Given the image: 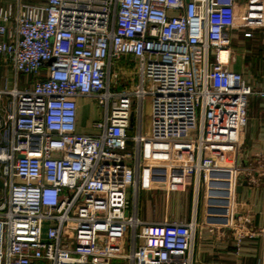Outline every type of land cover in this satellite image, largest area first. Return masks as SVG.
<instances>
[{"label": "built area", "instance_id": "obj_1", "mask_svg": "<svg viewBox=\"0 0 264 264\" xmlns=\"http://www.w3.org/2000/svg\"><path fill=\"white\" fill-rule=\"evenodd\" d=\"M238 2L0 3V73H13V86L0 88V264H193L195 219L143 221L127 190L146 143L147 166L183 169L196 185L220 175L234 191L251 94L226 66ZM246 2L264 23V0ZM127 57L126 73L118 63ZM129 73L136 82L126 87ZM20 75L32 79L24 88ZM258 94L264 100V86ZM81 97L102 110L96 133L78 131Z\"/></svg>", "mask_w": 264, "mask_h": 264}, {"label": "crops", "instance_id": "obj_2", "mask_svg": "<svg viewBox=\"0 0 264 264\" xmlns=\"http://www.w3.org/2000/svg\"><path fill=\"white\" fill-rule=\"evenodd\" d=\"M16 1L0 0V3L6 5ZM22 1L34 3L43 0ZM246 1L239 0L236 8L238 26L227 33L231 52L226 66L241 73L251 91L246 123L240 132L241 171L233 181L234 191H226V183L229 182L220 175H212L196 185L193 176L187 175L183 169L147 166L151 164L148 158L151 159L152 149L146 143L140 150V163L145 167L140 169L135 186L128 188L131 191V197L127 195L131 210H135L143 221L187 223L195 219L193 264H264V100L258 94L264 86V23L258 20L259 8L252 4L249 6ZM246 17L250 21L252 17L256 20L248 24ZM5 38L0 36V41ZM125 62L133 65L127 57L118 66L124 67ZM31 80L26 77L23 83ZM12 86V70L5 67L0 73V88ZM83 98L90 100L86 97L78 99V105L82 106L81 126L88 118L85 115L88 103H82ZM79 128L78 131L82 132ZM142 136L147 140L146 131ZM128 142H132V150L127 151V146L125 150L134 154L135 145L132 140ZM134 162V159L128 161L131 166ZM141 192L148 195L146 202L157 206L156 218L140 215ZM183 192L187 194L185 199ZM2 195L0 190V197Z\"/></svg>", "mask_w": 264, "mask_h": 264}, {"label": "rangeland", "instance_id": "obj_3", "mask_svg": "<svg viewBox=\"0 0 264 264\" xmlns=\"http://www.w3.org/2000/svg\"><path fill=\"white\" fill-rule=\"evenodd\" d=\"M127 64L128 63L125 62L124 67H123L124 70L127 69V72L128 71L132 72L133 69H134V66L133 65H127ZM198 64H199V55H198L197 51H195V54H194V57H193L192 66L194 68H197ZM126 78L129 81V83H128V85H126V87H129L130 85H132V83L136 82V79H135L134 75H132L130 73L128 75H126ZM25 79H26L25 76L20 75L19 81H18V87L19 88H24L25 84L23 82L25 81ZM7 100H8V98L4 97L3 101L7 102ZM81 100H82V103H85V102L88 103V108H86V110H85V115L86 116L88 115V118L85 119V122H86L85 125L81 126L80 125L81 124L80 121H81L82 118H81V110L80 109H81L82 106L80 107L81 104L78 105V107H79L78 126L81 128L82 132H85V133H87V132L88 133H96V132H98V130H96V129H94L92 127V123L94 121H96L98 118H101L102 110L91 99L88 100V99L83 98ZM134 122H135V126H136L137 123H138V112L137 111H135V114H134ZM148 122H149V99H145L144 108H143V114H142V132L143 133H145V131L147 130L146 128L148 126ZM135 132H136V129L135 130H130L128 132V135L129 136L133 135V134H135ZM131 148H132V142H128L126 150L127 151H131L132 150ZM127 195H128V197H131V191L130 190H128ZM147 196L148 195L146 193H144V192H141V194H140V200H139L140 201V206H139L140 207L139 208L140 215L143 216V217L156 218L157 215H158L156 213L157 206L155 204H149V202H146ZM186 196H187V194L183 192L182 193V197L185 199ZM73 235L74 234L71 233V235H70V237H71L70 239L71 240H73V238H74ZM128 244L130 245V241H128ZM112 264H124V262L121 259H115V260H113Z\"/></svg>", "mask_w": 264, "mask_h": 264}, {"label": "water", "instance_id": "obj_4", "mask_svg": "<svg viewBox=\"0 0 264 264\" xmlns=\"http://www.w3.org/2000/svg\"><path fill=\"white\" fill-rule=\"evenodd\" d=\"M239 187H240V186L237 187V191L239 190ZM3 189H4L3 181H2V179L0 178V190L3 191Z\"/></svg>", "mask_w": 264, "mask_h": 264}]
</instances>
